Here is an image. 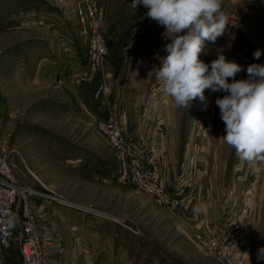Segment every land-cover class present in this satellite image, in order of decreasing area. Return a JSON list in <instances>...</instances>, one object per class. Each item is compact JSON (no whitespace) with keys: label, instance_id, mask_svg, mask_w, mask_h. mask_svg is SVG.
Here are the masks:
<instances>
[{"label":"rangeland","instance_id":"obj_1","mask_svg":"<svg viewBox=\"0 0 264 264\" xmlns=\"http://www.w3.org/2000/svg\"><path fill=\"white\" fill-rule=\"evenodd\" d=\"M100 2L111 58L89 82L90 45L78 0H0V153L33 194L43 235L63 248L65 264H224L196 233L229 219L244 227L245 242L249 237L237 263L264 264L257 260L264 247V161L241 160L224 142L215 100L225 93L206 90L207 110L198 98L188 109L175 107L149 74L170 43L164 28L142 4L133 8V0ZM222 10L229 25L215 43L205 42L200 59L210 64L223 54L242 66L236 79H247L250 64H264V0H222ZM133 15L144 18V30L124 59ZM101 79L109 90L97 96ZM144 107L164 131L154 177L176 185L189 180L184 164L192 159L197 166L189 187L195 198L180 212L117 181L116 151L99 131L115 118L136 130ZM145 152L151 158L153 151ZM18 241L19 231L0 264H22Z\"/></svg>","mask_w":264,"mask_h":264},{"label":"built area","instance_id":"obj_2","mask_svg":"<svg viewBox=\"0 0 264 264\" xmlns=\"http://www.w3.org/2000/svg\"><path fill=\"white\" fill-rule=\"evenodd\" d=\"M142 7L147 11L143 5ZM78 11L86 24L85 35L89 38L90 62L86 77L87 81L92 82L104 68L109 56L105 18L100 0H78ZM143 19L138 18L132 23L127 40L120 50L124 59L129 56L137 36L144 30ZM107 88V82L100 81L96 95H103ZM98 128L116 151L117 181L135 184L153 197L159 206L174 213L187 208L194 200V191L189 187L194 182L191 178L197 172V166L192 159L183 167L189 180L183 178L176 185L169 186L154 177L157 170L155 154L162 152L165 139L162 128L150 121L147 109L138 117L137 140L130 138L125 126L117 118L101 122ZM148 131L153 132L150 146L146 144ZM149 149L153 151L151 158L145 152ZM198 171L201 172L200 169ZM12 172L0 153V256L10 251L14 235L19 231L18 247L22 264H51L49 248L55 243L41 231L40 220L32 204L33 194L18 183ZM244 235V227L238 225L236 220L229 219L213 225L202 234L196 233L204 248L224 264H238V259L243 254Z\"/></svg>","mask_w":264,"mask_h":264},{"label":"clouds","instance_id":"obj_3","mask_svg":"<svg viewBox=\"0 0 264 264\" xmlns=\"http://www.w3.org/2000/svg\"><path fill=\"white\" fill-rule=\"evenodd\" d=\"M140 4L170 41L163 48L166 55L157 53L159 64L149 72L162 82L163 93L177 108L188 109L198 98L202 110L209 107L206 90L225 93L215 100L225 124L224 142L241 160L264 161V64H250L247 79L238 80L242 66L225 55L219 54L210 64L200 59L205 42L215 43L229 25L222 0H133L131 6ZM261 54L255 50L254 60ZM257 260L264 261V247L258 249Z\"/></svg>","mask_w":264,"mask_h":264},{"label":"crops","instance_id":"obj_4","mask_svg":"<svg viewBox=\"0 0 264 264\" xmlns=\"http://www.w3.org/2000/svg\"><path fill=\"white\" fill-rule=\"evenodd\" d=\"M133 17L135 18V15H133ZM136 19V18H135ZM114 23V22H113ZM108 24V22H107V24H108V26H107V28L108 27H110L111 26V28H112V30L114 31V29H116V27H115V25L114 24ZM113 35H114V33H112ZM110 58H111V55H109V57H108V61L110 60ZM104 71V70H103ZM100 73H101V71H100ZM99 81H102V79L101 80H99ZM97 88V87H96ZM108 90H109V87L107 88V91L106 92H108ZM105 92V93H106ZM104 93V94H105ZM147 107H144V110L146 109ZM126 126H125V128H126V131H127V134L129 135V136H131V137H133V138H135L136 137V130L135 129H133V127H132V125H130V123L129 122H126V124H125ZM130 127H132V128H130ZM157 166H158V164H157ZM194 205H196V202L194 203ZM249 238V237H248ZM248 238H246V244H247V242L249 241V239ZM248 239V240H247ZM15 245V244H14ZM245 245V244H244ZM14 249V248H13ZM49 250H50V260H51V264H65V254H64V251H63V248L61 247V248H58V246L57 245H53V247H50L49 248ZM4 257V256H3ZM14 263V262H13ZM17 264V263H16Z\"/></svg>","mask_w":264,"mask_h":264},{"label":"bare ground","instance_id":"obj_5","mask_svg":"<svg viewBox=\"0 0 264 264\" xmlns=\"http://www.w3.org/2000/svg\"><path fill=\"white\" fill-rule=\"evenodd\" d=\"M57 201V200H56ZM59 201V200H58ZM63 204V203H62Z\"/></svg>","mask_w":264,"mask_h":264}]
</instances>
